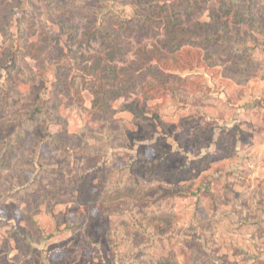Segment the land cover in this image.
<instances>
[{"label":"rangeland","instance_id":"obj_1","mask_svg":"<svg viewBox=\"0 0 264 264\" xmlns=\"http://www.w3.org/2000/svg\"><path fill=\"white\" fill-rule=\"evenodd\" d=\"M147 2L0 0V264H264V0H251L252 21L222 17L208 51L232 46L238 28L235 53L173 69L197 76L191 84L146 100L137 82L113 103L137 101L136 114L97 115L89 91L83 109L57 94L81 73L78 51L104 60L85 42L84 16L117 29ZM198 3L209 22L215 0ZM33 30L52 51L46 71L21 54L11 62ZM164 37L161 24L133 26L126 58ZM55 65L70 68L65 81Z\"/></svg>","mask_w":264,"mask_h":264},{"label":"trees","instance_id":"obj_2","mask_svg":"<svg viewBox=\"0 0 264 264\" xmlns=\"http://www.w3.org/2000/svg\"><path fill=\"white\" fill-rule=\"evenodd\" d=\"M215 2L216 7L212 6L208 9L209 22L198 19L204 12V7L198 3V0H149L141 6L140 11L130 14L127 19L122 21L119 17L117 29L103 22L98 23L92 17L84 16L86 19L82 25V32L85 42L89 46L92 43L102 46L104 60L102 62L94 60L88 64L85 54L78 51V56L74 57V68L81 73L70 77L67 83L60 84L57 94L63 95L67 106L83 109L85 107L82 92L89 91L92 97L91 108L97 115L115 114L118 110L136 114L139 109L137 108V101L124 103L118 110L113 107V103L121 98L129 99L135 93L134 88L137 82H140L141 97L146 100L158 99L167 96L168 93H175L173 89L175 85L182 87L184 86L183 83L191 84L197 76L186 75L182 77L173 69L184 71L204 66L203 63L207 65L214 64V62L221 63L222 58H225L226 55L230 56L237 50L233 48L235 46L233 44L235 43L234 36L239 31L238 28L237 31H232L229 34L233 39L227 43L232 44V46L228 45V48L218 51H208L209 47L213 45L212 43L223 38L222 28L226 29L228 21L223 20L222 17L232 14L235 20L236 18L254 20L253 16H248L251 0H215ZM242 3L243 11L241 9ZM107 14L115 16L113 13ZM159 24L164 27L165 37L157 40L151 46L135 47L131 53L132 58L127 59L125 52L129 48V43L124 39L125 33L132 32L133 26H136L140 31ZM0 33L1 35L4 34L3 31ZM34 34L35 31L33 30L28 31L24 36H20L21 42H19L18 48L11 53V62H15V58L21 54L23 57L32 58L39 70L46 71L49 66L43 61L46 55L52 51L51 49L46 50V46L42 43L31 42L30 38ZM81 45L82 41L76 47L79 48ZM77 48L74 50L76 51ZM203 50H206V55H203ZM221 50L224 52L223 55ZM170 60L173 65L169 63ZM119 62L122 65H118ZM55 69L54 75L56 77L59 69L64 71L65 81L70 68L55 65ZM143 74H150L154 81L143 80ZM58 80L59 78L52 84ZM57 94H51L52 99L57 98L55 100L61 101ZM151 109L143 105L142 111Z\"/></svg>","mask_w":264,"mask_h":264}]
</instances>
